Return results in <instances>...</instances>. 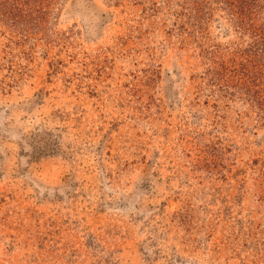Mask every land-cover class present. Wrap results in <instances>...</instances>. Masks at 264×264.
Wrapping results in <instances>:
<instances>
[{"label":"rangeland","instance_id":"rangeland-1","mask_svg":"<svg viewBox=\"0 0 264 264\" xmlns=\"http://www.w3.org/2000/svg\"><path fill=\"white\" fill-rule=\"evenodd\" d=\"M0 264H264V0H0Z\"/></svg>","mask_w":264,"mask_h":264}]
</instances>
